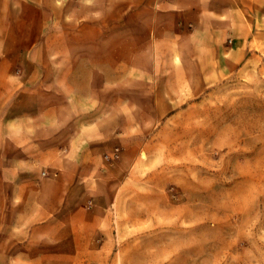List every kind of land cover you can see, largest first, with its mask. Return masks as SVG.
Listing matches in <instances>:
<instances>
[{"label":"crops","instance_id":"obj_1","mask_svg":"<svg viewBox=\"0 0 264 264\" xmlns=\"http://www.w3.org/2000/svg\"><path fill=\"white\" fill-rule=\"evenodd\" d=\"M66 4L0 0V264L113 260L108 246L90 239L98 210L86 221L81 202L88 198L91 208L110 194L104 153L121 150L111 146L114 134H97L87 121L82 128L76 114L77 88L65 73L80 71L82 54L62 47L71 17L74 42L88 24L90 71L150 73L154 89L177 81L171 74L234 73L251 58L241 0H73L71 14ZM32 202L44 208L41 223L23 208Z\"/></svg>","mask_w":264,"mask_h":264},{"label":"rangeland","instance_id":"obj_2","mask_svg":"<svg viewBox=\"0 0 264 264\" xmlns=\"http://www.w3.org/2000/svg\"><path fill=\"white\" fill-rule=\"evenodd\" d=\"M241 11L254 38L239 70L171 74L177 81L158 89L150 73L90 71L88 24L74 42L67 21L62 47L82 54L80 71L65 73L81 127L114 134L121 150L104 153L110 194L81 202L86 221L99 212L90 239L109 247L111 264H264V0H241Z\"/></svg>","mask_w":264,"mask_h":264},{"label":"built area","instance_id":"obj_3","mask_svg":"<svg viewBox=\"0 0 264 264\" xmlns=\"http://www.w3.org/2000/svg\"><path fill=\"white\" fill-rule=\"evenodd\" d=\"M117 156V155H116ZM45 173V172H44Z\"/></svg>","mask_w":264,"mask_h":264}]
</instances>
